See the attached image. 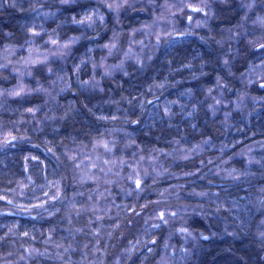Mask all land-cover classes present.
Instances as JSON below:
<instances>
[{"label":"clouds","instance_id":"clouds-1","mask_svg":"<svg viewBox=\"0 0 264 264\" xmlns=\"http://www.w3.org/2000/svg\"><path fill=\"white\" fill-rule=\"evenodd\" d=\"M0 264H264V0H0Z\"/></svg>","mask_w":264,"mask_h":264}]
</instances>
